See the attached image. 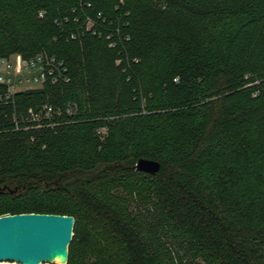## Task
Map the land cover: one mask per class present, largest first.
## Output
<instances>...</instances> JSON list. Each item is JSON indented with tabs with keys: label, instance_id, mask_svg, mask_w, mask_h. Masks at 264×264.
Returning a JSON list of instances; mask_svg holds the SVG:
<instances>
[{
	"label": "trees",
	"instance_id": "16d2710c",
	"mask_svg": "<svg viewBox=\"0 0 264 264\" xmlns=\"http://www.w3.org/2000/svg\"><path fill=\"white\" fill-rule=\"evenodd\" d=\"M120 2L124 53L54 40L66 0H0V55L46 51L71 75L17 92L16 112L79 107L16 131L0 111V216L72 215L66 264H264V0L92 5ZM118 187L150 210L134 213Z\"/></svg>",
	"mask_w": 264,
	"mask_h": 264
},
{
	"label": "built area",
	"instance_id": "2783aa9c",
	"mask_svg": "<svg viewBox=\"0 0 264 264\" xmlns=\"http://www.w3.org/2000/svg\"><path fill=\"white\" fill-rule=\"evenodd\" d=\"M68 13L58 16L54 23L59 27L54 40H80L90 35L106 42L107 46L124 53L129 35L126 32L129 12L124 10L122 2L109 11L96 10L92 0H66ZM65 3V4H66ZM43 17L44 12L38 13ZM71 75L66 62L54 54L40 51L28 59L18 53L0 55V111L9 110L2 116L7 122L6 131L29 128L30 123L36 126L49 125L62 114L75 116L79 113L76 102L68 101L61 107L43 103L38 109L29 107L16 112L15 94L33 88H41L45 83H68ZM105 128H98L97 134L103 135Z\"/></svg>",
	"mask_w": 264,
	"mask_h": 264
},
{
	"label": "water",
	"instance_id": "95a60500",
	"mask_svg": "<svg viewBox=\"0 0 264 264\" xmlns=\"http://www.w3.org/2000/svg\"><path fill=\"white\" fill-rule=\"evenodd\" d=\"M137 170L155 174L158 161L140 158ZM74 217L54 213H19L0 216V261L22 264H66Z\"/></svg>",
	"mask_w": 264,
	"mask_h": 264
},
{
	"label": "rangeland",
	"instance_id": "374dc122",
	"mask_svg": "<svg viewBox=\"0 0 264 264\" xmlns=\"http://www.w3.org/2000/svg\"><path fill=\"white\" fill-rule=\"evenodd\" d=\"M113 192H115V194H118L122 197H126L128 200L131 198L130 195H128V193L126 192L125 187H118ZM128 202H129V209L132 210L134 213H136L137 211H139L141 213H146V212H148V210H150L151 205L149 203H147V204H145L144 202H136L135 203V202L130 201V200ZM186 246H188L187 242L185 243V245H182L181 248L177 247V250L182 255L184 261L187 260V255L190 253L186 248L183 249V247H186ZM170 247H171V250L173 251V254H174V251H175L174 245L170 244ZM89 259L92 260L93 258L91 256H89ZM191 262H194V261L191 260ZM48 264H60V263L59 262H50Z\"/></svg>",
	"mask_w": 264,
	"mask_h": 264
},
{
	"label": "bare ground",
	"instance_id": "6f19581e",
	"mask_svg": "<svg viewBox=\"0 0 264 264\" xmlns=\"http://www.w3.org/2000/svg\"><path fill=\"white\" fill-rule=\"evenodd\" d=\"M0 264H22L20 262H16V261H8V260H3V261H0ZM40 264H48L47 262H43V263H40Z\"/></svg>",
	"mask_w": 264,
	"mask_h": 264
}]
</instances>
